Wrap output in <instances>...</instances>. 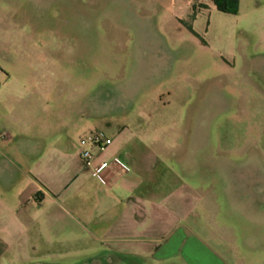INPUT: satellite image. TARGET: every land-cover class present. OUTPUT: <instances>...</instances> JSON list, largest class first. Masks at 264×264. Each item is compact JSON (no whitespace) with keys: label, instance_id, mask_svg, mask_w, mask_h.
Segmentation results:
<instances>
[{"label":"rangeland","instance_id":"rangeland-1","mask_svg":"<svg viewBox=\"0 0 264 264\" xmlns=\"http://www.w3.org/2000/svg\"><path fill=\"white\" fill-rule=\"evenodd\" d=\"M154 124V143L172 147L160 168L213 196L199 233L231 264H264V0L236 13L212 0H0V138L14 135L16 163L39 177L48 145L65 150L54 166H74L90 131ZM65 229L73 259L87 233Z\"/></svg>","mask_w":264,"mask_h":264},{"label":"crops","instance_id":"crops-1","mask_svg":"<svg viewBox=\"0 0 264 264\" xmlns=\"http://www.w3.org/2000/svg\"><path fill=\"white\" fill-rule=\"evenodd\" d=\"M149 125L151 120L140 126L145 132ZM152 132L109 136L98 158L117 155L131 169L111 162L105 184L83 166L78 142L76 165L54 166L52 159H63L65 150L48 145V170L36 176L34 168L8 155L19 152L14 135L6 132L0 138V264H231L192 223L196 215L210 231L206 214L213 196L169 165L160 168L172 147L154 143L163 139L160 126L154 124ZM68 208L77 217L67 216ZM66 221L87 233L85 239L83 232L71 234L83 239L73 259L66 247L72 240L63 236Z\"/></svg>","mask_w":264,"mask_h":264},{"label":"built area","instance_id":"built-area-1","mask_svg":"<svg viewBox=\"0 0 264 264\" xmlns=\"http://www.w3.org/2000/svg\"><path fill=\"white\" fill-rule=\"evenodd\" d=\"M111 137L103 134L101 131H90L79 138L80 158L82 164L90 172V175L101 184L107 183V173L110 169V163L113 162L124 170H130V165L121 157L114 155L111 159L98 158L111 143Z\"/></svg>","mask_w":264,"mask_h":264},{"label":"trees","instance_id":"trees-1","mask_svg":"<svg viewBox=\"0 0 264 264\" xmlns=\"http://www.w3.org/2000/svg\"><path fill=\"white\" fill-rule=\"evenodd\" d=\"M216 9L222 12L236 13L238 0H212Z\"/></svg>","mask_w":264,"mask_h":264}]
</instances>
